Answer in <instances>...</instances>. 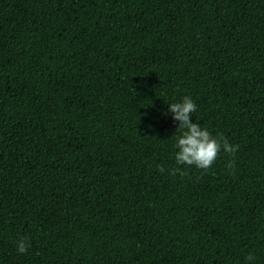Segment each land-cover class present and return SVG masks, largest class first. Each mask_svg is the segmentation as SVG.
I'll return each instance as SVG.
<instances>
[{
	"label": "trees",
	"instance_id": "16d2710c",
	"mask_svg": "<svg viewBox=\"0 0 264 264\" xmlns=\"http://www.w3.org/2000/svg\"><path fill=\"white\" fill-rule=\"evenodd\" d=\"M0 264H264V0H0Z\"/></svg>",
	"mask_w": 264,
	"mask_h": 264
},
{
	"label": "clouds",
	"instance_id": "9594fccd",
	"mask_svg": "<svg viewBox=\"0 0 264 264\" xmlns=\"http://www.w3.org/2000/svg\"><path fill=\"white\" fill-rule=\"evenodd\" d=\"M168 111L174 120L179 122L177 134L175 136V147L178 151L175 154V162L178 166H195L198 169L207 171L215 163L221 151L228 154H235L238 145H233L223 136H213L206 128L199 123L192 122V114L197 111V105L191 97L185 96L180 102L169 104ZM179 133V134H178ZM234 166V161L227 165ZM157 169L165 172L162 165H157ZM181 172L177 167L172 170L171 175ZM30 239L25 236L17 240V251L21 254L27 252L30 247ZM246 260L253 261V254H249Z\"/></svg>",
	"mask_w": 264,
	"mask_h": 264
}]
</instances>
